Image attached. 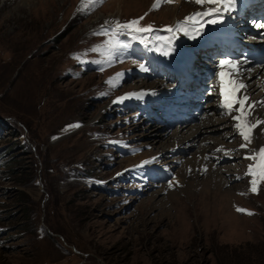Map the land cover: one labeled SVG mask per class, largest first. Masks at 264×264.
Segmentation results:
<instances>
[{"label": "rangeland", "instance_id": "rangeland-1", "mask_svg": "<svg viewBox=\"0 0 264 264\" xmlns=\"http://www.w3.org/2000/svg\"><path fill=\"white\" fill-rule=\"evenodd\" d=\"M154 1L0 0V264H264V180L251 191L241 139L214 131L233 157L207 153L227 183L205 193L203 172L180 173L186 152L166 148L178 127L121 128L112 97L133 83L80 64L104 63L102 26L167 28L192 8ZM124 132L151 150L107 145ZM154 155L177 175L153 189Z\"/></svg>", "mask_w": 264, "mask_h": 264}, {"label": "snow or ice", "instance_id": "snow-or-ice-1", "mask_svg": "<svg viewBox=\"0 0 264 264\" xmlns=\"http://www.w3.org/2000/svg\"><path fill=\"white\" fill-rule=\"evenodd\" d=\"M103 2L104 0H96V3L99 4ZM173 2L174 0H157V3L153 5V9L160 3L170 4ZM190 2H194L201 7L204 5H210V7L204 11H198L186 17L185 21L178 22L175 28L167 27L163 29L162 31L170 34L167 37L154 35L153 33L156 30L153 29L151 25L141 27L140 20H142L143 17L127 23L116 21L111 28L102 26L101 33L97 34L109 37L106 43V59L111 62L114 53H119L120 49H126L128 47L127 43H121L117 39L119 36H127L132 40H139L145 43L146 46L155 41V48L153 50L159 51L163 56H169L175 52L174 40L177 38L176 34L183 33L185 36H188L189 39H196L201 34L205 25L222 22L225 14L234 12L236 10L237 0H190ZM105 24L107 25L108 22H105ZM93 51L97 50L94 49ZM115 58L119 59V55ZM243 64V61H233L229 58H225L219 61L218 67L221 69L219 73L220 95L222 97L221 107L225 109L224 114L226 115L235 113L232 117L235 121L234 128L242 140L240 147L247 151L250 149V145L253 142L255 130L264 124V119H258L254 115L257 106L264 108V101H252L251 97L247 94V85L243 82V77L244 73L249 70L244 68ZM225 66H230L227 74V82H225V72L223 71ZM139 67L145 72L149 70L143 63H141ZM148 94L150 93L141 91L138 93H131L129 96L142 99ZM260 131L264 132V128H260ZM217 151L226 150L217 149ZM245 159L254 162L249 165L246 175L253 177L251 181V191L256 192L257 179L264 180V147L251 149L249 154L245 156ZM203 171H207V169L204 168ZM237 179H239V177H237ZM169 186L171 187L172 185L170 184ZM237 211L246 212V210L239 208ZM247 214L250 215L251 213Z\"/></svg>", "mask_w": 264, "mask_h": 264}, {"label": "bare ground", "instance_id": "bare-ground-1", "mask_svg": "<svg viewBox=\"0 0 264 264\" xmlns=\"http://www.w3.org/2000/svg\"><path fill=\"white\" fill-rule=\"evenodd\" d=\"M176 2H180V0H176ZM167 8H171V7L168 6ZM168 11L171 12V9H169ZM233 16L237 17L238 14L233 13ZM211 27H212V25H205V27L202 30L204 32L203 39H202L203 33H201L196 39H189L188 36H185V42L188 44H187L186 54L184 55L185 58L181 62L182 64L185 65L186 62H191L195 58V53L198 50L197 49L198 45L201 42H205L204 38L207 37V35H209V33L210 34L215 33V32L211 31ZM207 32H209V33H207ZM236 32L245 36L239 30H236ZM212 38H213L212 39L213 42L208 43L209 50H211V51L215 50V51L221 52L222 46H218V47L215 46L214 41H216V39L213 36H212ZM222 55L224 56V54H222ZM219 56H220V53L217 54L216 58H218ZM232 59H233V61H238V57L234 53V51H233ZM211 66H213V65H211ZM252 70H254V73H248L249 78H245V80L247 82V93L249 95H251L252 101H258V100L264 101V67H257L256 69H252ZM170 98L172 99V97H170ZM155 112H156V109L154 110V113ZM254 115L258 119H260V118L264 119V108L257 106L255 109ZM203 118H205L204 121L200 122L199 124L194 125L193 127L191 125H188L185 123L181 124V125H186L187 127L179 126L178 129L173 133V137L169 138L168 143H170L171 146L168 145L166 148H171V149L174 148V149H176L177 153L179 151H182V150H184L186 152V155L183 156V158L182 157L174 158L175 160L181 161L182 166L180 167V173H182L184 170L189 171L192 168L193 169L198 168L197 170H199L201 173L203 172V175H202L203 178L200 181V182H203V184L200 185V182H197V181L195 182V184H198L199 186H205V190H204V187H203V190L206 191L205 193H208L209 190L207 191V188L210 186V184H212L214 187H216L215 188V190H216V189H219L220 185H225V183H227V182L222 177L223 174L220 173V171L217 172L211 168V165H210L209 160H208L209 156H207V153H209V151L211 149L215 148L218 145L217 140H215L216 139L215 138V136H216L215 132L218 135V139H220V137L223 135H232V130L230 128V126H231V122L229 121L230 117L229 118H226V117L220 118V116L218 114L214 113L212 115L208 114L206 117H203ZM260 128H264V125H261ZM260 128H257L254 132L253 142L250 145V149L247 151L243 149V151H244L243 155H245V156L248 155L249 151L251 149H259L264 144V132H261ZM221 133H224V134H221ZM163 139H165V138H163ZM202 143H205V144L202 145ZM206 143H208V144L206 145ZM213 153H214V150H213ZM210 154H212V153H210ZM189 155L192 156L191 159H187V156H189ZM222 156H224V155H222ZM204 168H206L207 171H203ZM170 173L171 172H168L167 175H169ZM181 183H182V180H181ZM225 190H227V189H225ZM208 194H210V193H208ZM213 197H214V195H213Z\"/></svg>", "mask_w": 264, "mask_h": 264}]
</instances>
